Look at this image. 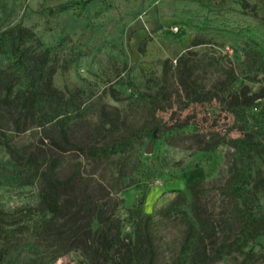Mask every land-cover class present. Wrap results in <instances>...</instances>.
<instances>
[{"label": "rangeland", "instance_id": "374dc122", "mask_svg": "<svg viewBox=\"0 0 264 264\" xmlns=\"http://www.w3.org/2000/svg\"><path fill=\"white\" fill-rule=\"evenodd\" d=\"M66 1L0 0V33L21 23L35 31L42 48L69 36L58 54L54 86L78 102L97 101L72 128V142L100 144L128 135L147 118L143 108L129 103L144 93H160L157 116L163 128L158 139H146L125 155L92 160L77 147L60 149L49 139L41 144L39 126L16 132L8 121L0 130V163L15 167L7 143L23 155L41 148L62 158L60 178L76 176L60 190L63 210L56 216L41 201L49 188L43 173L0 184V207L7 212L3 223L12 235H33L44 220L54 222L46 250L25 252L18 264H44L55 253L60 257L47 264H142L136 254L137 220L144 226L149 215L154 264H168L185 239L186 213L207 223L190 264H264V234L251 240L243 233L242 205L229 189L239 167L237 151L228 144L204 150L218 136L241 134L230 111L231 95L244 90L263 100L264 70L257 67L255 45L197 29L207 20L212 26H253L254 13L264 16V0H106L113 8L98 17L103 0H94L80 17L51 12ZM138 19L144 28L127 40ZM87 26L96 29L89 37L92 48L65 68L68 49ZM10 55L7 45L0 68ZM39 114L46 121L52 111ZM261 167L264 171V162ZM180 190L186 199L176 212L168 211ZM260 202L264 208V192ZM104 234L116 242L109 253L102 246ZM218 249L223 255L215 257Z\"/></svg>", "mask_w": 264, "mask_h": 264}, {"label": "trees", "instance_id": "16d2710c", "mask_svg": "<svg viewBox=\"0 0 264 264\" xmlns=\"http://www.w3.org/2000/svg\"><path fill=\"white\" fill-rule=\"evenodd\" d=\"M94 0H68L57 4L51 9L54 14L71 11L80 17L86 8ZM113 8L112 3L103 0L101 6L95 12V16H101ZM257 23L253 26H233L221 24L212 26L210 21H204L197 29L200 32L218 30L223 36L231 40L253 44L257 48L260 61L257 67L264 70V16L254 13ZM89 26H87L88 28ZM144 28V22L140 19L132 25L127 32V40ZM96 31L95 27H89L79 38L78 43L72 45L66 54L64 67L69 68L73 62L89 53L92 48L90 34ZM69 36H61L53 47L42 48V42L35 31L21 23L0 33V52L6 53L7 45H10L11 55L6 67L0 68V130L8 121L16 132H25L30 126H39L43 133L39 140L44 144L49 139L56 147L65 149L77 147L83 154L92 160H107L115 155H125L135 148L137 144L146 139L156 140L162 131L157 112L160 108L159 92L144 93L129 103L143 108L147 118L128 135H122L114 140L100 144L78 146L71 140V130L78 121L85 118L96 106L95 102H78L76 98L65 97L62 91L54 86L53 77L59 68L58 54L67 45ZM198 42L194 40V45ZM83 45L89 47L85 49ZM169 71L165 67V74ZM3 92V95H1ZM230 111L239 124L240 135L228 137L218 136L213 143L207 145L204 150H213L219 144H228L233 147L239 157V167L234 174L230 193L236 197L241 205L245 221L243 233H249L251 240L259 234H264V208L260 202V195L264 192V171L261 164L264 162V99L257 94H248L242 90L231 95ZM48 108L52 111L48 120L44 121L40 112ZM11 156L15 160V167H9L0 163V184L9 185L17 180L27 181L36 178L43 173L49 183V188L43 192L41 201L47 210L54 216L62 212L59 202V192L63 187L69 186L76 176L63 180L58 175V168L62 158L42 151L37 148L28 155L21 154L9 143L6 144ZM46 168L44 172L43 169ZM123 174V166L120 169ZM179 199L173 201L168 208L170 212H176L187 195L184 191H178ZM7 212L0 207V264L12 262L18 264L25 252H44L47 244L45 237L48 227H52V219L44 220L33 235H12L3 223ZM188 230L178 255L168 264H190L196 249L198 237L206 229L207 223L188 213ZM147 217L144 226L140 219L137 220L136 238L139 246L136 254L141 263L154 264L155 247L150 235ZM143 227V228H142ZM144 230V231H142ZM102 246L106 253L116 246L113 238L102 235ZM215 257L223 255V250H216ZM60 257L55 253L47 255L44 264L50 263Z\"/></svg>", "mask_w": 264, "mask_h": 264}, {"label": "water", "instance_id": "95a60500", "mask_svg": "<svg viewBox=\"0 0 264 264\" xmlns=\"http://www.w3.org/2000/svg\"><path fill=\"white\" fill-rule=\"evenodd\" d=\"M148 152L150 151V148H148V150H147Z\"/></svg>", "mask_w": 264, "mask_h": 264}]
</instances>
